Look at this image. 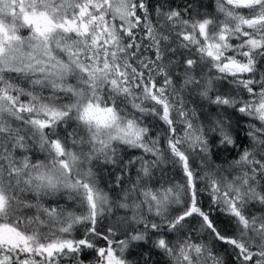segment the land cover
Listing matches in <instances>:
<instances>
[{"label": "snow or ice", "instance_id": "6c2138e0", "mask_svg": "<svg viewBox=\"0 0 264 264\" xmlns=\"http://www.w3.org/2000/svg\"><path fill=\"white\" fill-rule=\"evenodd\" d=\"M191 7L0 0V264H264V0Z\"/></svg>", "mask_w": 264, "mask_h": 264}, {"label": "trees", "instance_id": "16d2710c", "mask_svg": "<svg viewBox=\"0 0 264 264\" xmlns=\"http://www.w3.org/2000/svg\"><path fill=\"white\" fill-rule=\"evenodd\" d=\"M165 3L168 6H171L172 8H176L179 9L183 12V9L185 7H187L188 5H192V7L189 9V12L192 13L193 15H195L196 13L199 14V16L201 18H203L204 16L207 15H218L217 11H216V0H152L153 4L156 3ZM185 18H188V13H185ZM262 67H264V64H262ZM204 71L207 73L209 71V69H204ZM214 71V70H213ZM189 107H193L194 105L189 103L188 104ZM198 111H200V109L198 108ZM205 111H207V109L205 108ZM232 110L230 109L229 112H231ZM213 115H215V111L213 110ZM239 116V114L237 113L236 116L233 117V124L235 125L236 123V118ZM150 122L148 123L151 132L150 135L154 138L158 133L161 135L162 140H161V144L162 146L166 144V140L163 139L164 137V133L166 132V126L162 125L161 122H159L158 120L154 119L153 117H150ZM252 121L249 120L248 117H243L239 120V128L237 129L238 132V143L240 144V148H237L235 150H232L231 152H224L221 157L219 159L216 160V163L219 164L221 163L225 158H227V160H232L234 158H236L239 154V152L243 149L244 146H247L249 144V141L246 139L245 133L248 130V123H250ZM179 128V127H178ZM123 158L125 160L130 159L132 156H139V154H137V152L128 150L124 153H122ZM151 159V158H150ZM194 160L196 162V164H199V159L198 157H194ZM164 175V179L166 182H171L174 183L175 180H180L182 178V172H180L178 169H174L171 165H162L161 168L157 169L155 172V175L157 177V179H159L161 177V175ZM134 175V170H131V178ZM113 177V176H112ZM201 187H203V184H201ZM201 198L205 204L206 210H207V206L210 203V197L208 196L207 192L202 193ZM119 215L122 214V211H118ZM117 212V215H118ZM219 216V218L221 220L227 221V217L223 216L222 213L219 212V210H217L216 212H213V217H217ZM110 223L109 220H105L101 226V231L106 230L107 225ZM225 227H227V225H224ZM230 234V233H229ZM80 232H74V236L79 237ZM122 238V237H120ZM205 240H209L210 241V237L205 235L204 236ZM101 245H103V241H100ZM148 247H150V245H143V250H146ZM217 251H220L221 253H223V248L221 247H217ZM129 254L132 257L131 261H136V260H140V264H143V260L141 257V251L137 250V249H132L129 251ZM129 255V256H130ZM129 256H127V258H129ZM134 258V259H133ZM154 259H156L158 261V264H164V258L162 256H156L154 255L153 257ZM85 259V264H88V261L92 260L93 257L91 255V253H89L88 255H86L84 257ZM226 259H231V257H226ZM62 264H69V262L67 260H63Z\"/></svg>", "mask_w": 264, "mask_h": 264}, {"label": "rangeland", "instance_id": "374dc122", "mask_svg": "<svg viewBox=\"0 0 264 264\" xmlns=\"http://www.w3.org/2000/svg\"><path fill=\"white\" fill-rule=\"evenodd\" d=\"M235 42L236 41H233V43H235ZM150 117L151 116L144 117V122L147 125L151 121ZM178 127H180V126H178ZM131 151L137 152V154H139V156L142 155V152L140 150H131ZM32 155L34 157V160L35 159H44V154L39 153L38 150H34ZM146 158L150 159L151 157L149 156V157H146ZM97 170H98V173L100 175V186L102 188H104L105 190H108V185H109L110 182H112L114 180V174L118 171V169L117 168H113L111 165H108V166L99 167ZM133 170H134V175H133L132 179H135V168H133ZM110 173H112L113 175L110 176ZM125 179H127V174L125 175ZM180 180H175L174 183H176V182H178ZM51 199L57 200L61 204H65L66 203V199H62L60 197H53ZM118 215H119V212H118ZM81 231H82V229L79 232H81ZM126 255L129 256L130 255L129 252ZM132 257H134V256L130 255L128 259L131 260Z\"/></svg>", "mask_w": 264, "mask_h": 264}]
</instances>
